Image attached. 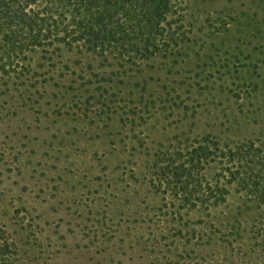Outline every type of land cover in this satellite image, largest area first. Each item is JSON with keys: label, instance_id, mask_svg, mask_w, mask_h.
<instances>
[{"label": "rangeland", "instance_id": "1", "mask_svg": "<svg viewBox=\"0 0 264 264\" xmlns=\"http://www.w3.org/2000/svg\"><path fill=\"white\" fill-rule=\"evenodd\" d=\"M169 22L172 54L40 52L0 84V230L18 264H264V204L221 158L264 145V0H176ZM209 143L193 199L219 186L220 203L192 208Z\"/></svg>", "mask_w": 264, "mask_h": 264}, {"label": "trees", "instance_id": "2", "mask_svg": "<svg viewBox=\"0 0 264 264\" xmlns=\"http://www.w3.org/2000/svg\"><path fill=\"white\" fill-rule=\"evenodd\" d=\"M175 13L176 0H0V84L30 74V56L40 52L67 49L114 57L131 66L172 54L178 40L169 20ZM213 147L209 143L195 151L190 162L192 189L184 203L192 208L220 203L214 195L219 186L202 190L206 200L193 199L202 186L196 181L200 166L215 162ZM221 158L231 184H240L264 204V145L235 147ZM186 172L177 169L173 175L182 178ZM0 264H18V249L1 230Z\"/></svg>", "mask_w": 264, "mask_h": 264}]
</instances>
